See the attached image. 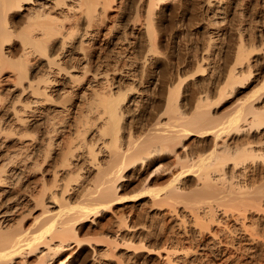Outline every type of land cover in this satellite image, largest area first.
Masks as SVG:
<instances>
[{
  "label": "bare ground",
  "instance_id": "obj_1",
  "mask_svg": "<svg viewBox=\"0 0 264 264\" xmlns=\"http://www.w3.org/2000/svg\"><path fill=\"white\" fill-rule=\"evenodd\" d=\"M187 15L190 74L167 52ZM144 211L195 245L133 244ZM124 245L264 264V0H0V264H125Z\"/></svg>",
  "mask_w": 264,
  "mask_h": 264
},
{
  "label": "rangeland",
  "instance_id": "obj_2",
  "mask_svg": "<svg viewBox=\"0 0 264 264\" xmlns=\"http://www.w3.org/2000/svg\"><path fill=\"white\" fill-rule=\"evenodd\" d=\"M183 22V23H182ZM182 22H173V27L174 28H176V25L178 26V27H180V29H181V31L183 30V32H181V33H179L177 36H176V38L174 37V39H175V46L174 47H171V48H168L167 49V52H168V50H169V53L168 54H170V56H171V61H173L174 63H175V67H176V69H175V67L173 68V70H174V72H180V71H182V70H184V71H186L187 72V74H188V72H189V74L190 73H192V72H195L197 69H199L200 67L197 65V64H190L189 63V65H188V58H187V56H188V54H187V52L189 53L190 52V50L192 49V51L191 52H193L194 51V49H195V47H196V49H198V51H202V47L200 46L202 43H201V40L203 39L202 38V34L200 33V31H198L197 29V24H195V25H193V26H189L188 27V15L186 16V18L182 21ZM181 23V24H180ZM175 25V26H174ZM180 25V26H179ZM196 26V27H195ZM191 27V28H190ZM191 29V30H190ZM189 32H190V34H189ZM196 32V33H195ZM199 34H198V33ZM193 34V35H192ZM191 35H192V37H191ZM189 38H190V40H189ZM199 38V39H198ZM202 38V39H201ZM178 39H180V40H178ZM189 40V41H188ZM195 40V41H194ZM179 41V42H178ZM200 41V42H199ZM176 42H177V44H176ZM190 42V43H189ZM179 44V45H178ZM181 44V45H180ZM185 44V45H184ZM191 44V45H190ZM200 44V45H199ZM189 45L191 46V48L189 47ZM197 46H199V48L197 47ZM179 47V48H178ZM187 47V48H186ZM177 49H178V51H177ZM189 51H188V50ZM195 49V50H196ZM181 52V53H180ZM186 52V53H185ZM184 55V56H183ZM186 55V56H185ZM187 59H186V58ZM178 59V60H177ZM185 59V60H184ZM178 66V67H177ZM194 66V67H193ZM192 67V68H191ZM191 69V70H190ZM189 70V71H188ZM160 110H162L160 107H158L157 105H154L153 106V108L150 110V112H148V114L146 113L145 115L147 116H156V115H159L158 113L160 112ZM153 111V112H152ZM157 111H158V113H157ZM161 113V112H160ZM144 115V116H145ZM161 178L159 179H157V181H155L154 180V182H156V183H158V181H159V183H161ZM140 188H141V186L139 187V186H137V185H130V186H128V187H126L125 188V190L123 191V194L124 195H128V196H132V195H135V193H138V191L140 190ZM147 212V211H146ZM152 212H154V211H152ZM152 212H150L151 213V216H152ZM142 214H144L143 215V217H140V218H142V219H139V218H134V219H129V217H128V224H133V223H136V222H138V223H140V222H144L143 224H145V225H147V227L145 226V228L146 229H148V231H150L149 233H148V235H146L145 233L147 232V230L145 229V233H143V232H141L140 234H138L139 233V231H137V232H135L136 233V237L134 236L133 238H128V240L129 241H131L133 244H141V243H143L145 246H146V248L148 249V248H152V249H157L159 246V244H158V242H159V240L161 239V240H164L163 239V237L164 238H167L168 236L170 237L171 235L173 236V237H175V236H178V235H182V236H184L185 237V239L186 240H188V242H184V243H181V242H179L178 240H176V238H174L173 240H172V244H169L167 247L169 248V249H175V248H177V249H181V248H186V247H188V246H190L191 245V243H192V245L194 244L195 245V242L194 241H192V242H189V239H188V224L185 226V227H181V228H179V227H176L175 225H173L174 223L172 222V220H169L168 218L166 219V218H164L163 219V217H161V216H159V215H157V214H154L153 213V216L151 217L150 216V218H149V216L148 217H144L146 214H145V211L144 212H142ZM154 217H155V219H154ZM143 220V221H142ZM146 220V221H145ZM153 220V221H152ZM163 220V221H162ZM134 221V222H133ZM149 221H152L153 223H151V222H149ZM165 221V222H164ZM161 222H164V224L163 223H161ZM158 223V224H157ZM160 224V225H159ZM151 225V226H150ZM153 225V226H152ZM173 225V226H172ZM149 226V227H148ZM151 227V228H150ZM175 227V228H174ZM159 228V229H158ZM161 228V229H160ZM172 228V229H171ZM155 229V230H154ZM164 231H163V230ZM179 231V232H178ZM187 231V232H186ZM101 232H102V230H101ZM101 232H100V229L98 230V229H94V230H90L89 232H86V234H85V236L87 237H91V238H97V239H100L101 238V236H102V234H101ZM171 232V233H170ZM143 233V234H142ZM166 233H167V235H166ZM186 233V234H185ZM177 234V235H176ZM100 235V236H99ZM139 235H140V237H139ZM236 235V236H235ZM150 236V237H149ZM233 242L236 244H238V245H241L242 243H243V245H244V242H243V240H241V238L240 237H237L238 235L237 234H233ZM144 237H145V239H144ZM162 237V238H161ZM102 238H104V237H102ZM139 238L141 239L140 241H139ZM237 238H239V239H237ZM143 239V240H142ZM127 240V241H128ZM235 240V241H234ZM237 240V241H236ZM239 240H241V241H239ZM141 242V243H140ZM176 242V243H175ZM183 242V241H182ZM239 242V243H238ZM242 242V243H241ZM236 244V245H237ZM128 248L124 245V246H122V248H120V253L121 254H123L124 256H127L128 257V260L126 259L125 261H126V263L125 264H165V262H163L161 259H159L157 256H156V254H151V255H149V256H147L146 255V252L144 253V252H137V253H132V249L131 250H127ZM125 253V254H124ZM131 253V254H130ZM260 253L262 254V255H260ZM263 253H264V248H262V250H259V255L261 256V258L263 259L264 258V255H263ZM75 254L76 253H73V255L75 256ZM88 255V254H87ZM263 256V257H262ZM91 257V255H89L88 257H87V259H89ZM126 257V258H127ZM130 257V258H129ZM135 258V259H134ZM82 259V256L81 257H79L78 259L76 258L73 262H70V263H67V264H88V263H86L85 261H82L81 260ZM133 259V260H132ZM146 259V260H145ZM146 261V262H145ZM157 261V262H156ZM132 262V263H131ZM162 262V263H161Z\"/></svg>",
  "mask_w": 264,
  "mask_h": 264
}]
</instances>
